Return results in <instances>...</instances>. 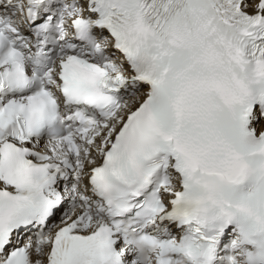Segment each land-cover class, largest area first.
Returning <instances> with one entry per match:
<instances>
[{"label": "snow or ice", "instance_id": "obj_1", "mask_svg": "<svg viewBox=\"0 0 264 264\" xmlns=\"http://www.w3.org/2000/svg\"><path fill=\"white\" fill-rule=\"evenodd\" d=\"M0 264H264V0H0Z\"/></svg>", "mask_w": 264, "mask_h": 264}]
</instances>
